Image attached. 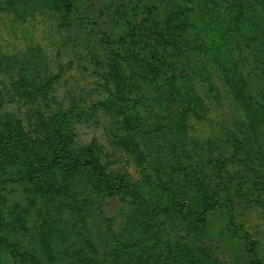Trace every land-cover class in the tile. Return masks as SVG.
<instances>
[{"label":"rangeland","instance_id":"1","mask_svg":"<svg viewBox=\"0 0 264 264\" xmlns=\"http://www.w3.org/2000/svg\"><path fill=\"white\" fill-rule=\"evenodd\" d=\"M74 1L0 0V135L11 130L49 158V136L63 125L75 150L92 149L146 203L98 193L93 175L65 183L58 171L42 197L15 174L32 159L21 147L16 167L0 170V227H9V240L23 251L40 234L69 249L61 260L71 264L82 262L79 253L85 264H165L167 242L177 255L169 264H264V0ZM156 24L171 40L151 31ZM144 57L187 76L197 113ZM218 157L232 175V205L190 231L165 209L189 198L186 171L204 164L215 177ZM129 223L143 241L124 234ZM116 235L136 244L134 258L116 256Z\"/></svg>","mask_w":264,"mask_h":264},{"label":"trees","instance_id":"2","mask_svg":"<svg viewBox=\"0 0 264 264\" xmlns=\"http://www.w3.org/2000/svg\"><path fill=\"white\" fill-rule=\"evenodd\" d=\"M73 7L75 5L74 0H65ZM212 1V0H205ZM72 9V8H71ZM161 33L166 41L171 40L167 33L163 31V27L160 24H156L151 28V31ZM129 46L132 47L130 44ZM118 56L115 55L111 59V68L113 70L117 69L119 66ZM135 54L129 55V57L134 58ZM134 60V59H133ZM142 60H146L147 68L150 72L156 75L157 80H163L162 82H170L177 92L176 98L183 100L187 97L190 107L194 113H197L198 107L193 99L191 92H194L195 88H191L184 83L187 82V76L184 73H170L165 70L161 65L155 63L152 60H148L145 57ZM230 68L226 67L224 72H230ZM230 79L236 80L233 76ZM231 88L234 90L236 97H240L238 90L240 86L233 85ZM160 94L161 91H160ZM159 94V95H160ZM192 112V111H191ZM69 130L65 126H60L57 131L51 136H49L51 156L49 158L42 157L36 148L29 143H25V140L21 138L17 133L7 130L0 135V170L3 171L5 167L12 164L11 169L15 168V158L16 155L14 151L19 150L21 147L26 150L24 157H32V159H27L23 162V165L18 168L16 175L20 176L23 180L29 181L35 184L42 193V197L45 196L49 198L52 191L48 190L42 185H46L49 181V174L53 172H60L63 181L73 182L77 179L78 175H93L96 179V189L98 193L106 192L111 194H122L134 197L135 200H145L142 195H139L135 191L129 188V181L125 177L112 178L102 166L100 157L90 148H82L80 150H75L73 148V141L71 135H69ZM19 159V158H17ZM206 159H208L206 157ZM205 159V160H206ZM212 160H208L206 165H210ZM11 163V164H9ZM7 164H9L7 166ZM227 165L224 159L218 157L214 163L215 177L207 174L205 166L201 170L197 171L195 169H190L186 171L182 177L183 186L185 190L190 191L189 198L186 201L182 199H175L171 204H169L165 211H170L174 208L175 211L180 214V217L185 221L186 227L193 232L201 231L202 227H207L211 214L222 209H228L232 205L231 194L232 187L230 186L231 174L227 171ZM44 189V191H43ZM224 192V193H223ZM64 195V194H62ZM183 201V202H182ZM193 202H196L195 205ZM137 204V201L133 202ZM146 202L144 201L143 205ZM264 205V204H263ZM22 230H26L27 227H20ZM51 230L53 228L51 227ZM9 232V227H0V261H7V263L12 264L11 258H17L20 264H71L70 262H64L61 260L63 251L68 252L69 249L57 248L48 246L44 239H40L41 235L33 236L36 245L29 246L23 251L18 247L17 244L12 243L7 236ZM41 234L45 235L52 233L46 230H39ZM124 234L130 235L132 241H143L142 231L139 229L135 230L134 227L129 223L124 228ZM145 236V235H144ZM50 240L52 239V234L48 235ZM121 250L114 251L118 258L123 259L122 251L127 253L129 259L134 258L133 247L136 245H129L128 242H124L119 236L116 235L115 239ZM93 248L92 245L89 246ZM166 247L162 253L161 258L165 264H169V259L171 254L177 256L175 252L172 251L173 246L167 242ZM255 244H251V253L256 254V249H254ZM63 250V251H62ZM173 252V253H172ZM183 253V252H182ZM82 262L78 264H85L86 254L79 253ZM73 264H77L73 262Z\"/></svg>","mask_w":264,"mask_h":264}]
</instances>
